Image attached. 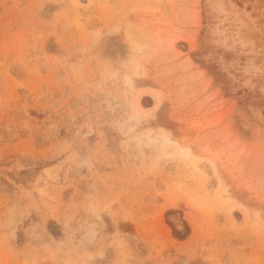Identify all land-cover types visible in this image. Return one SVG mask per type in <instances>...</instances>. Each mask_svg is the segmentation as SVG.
I'll list each match as a JSON object with an SVG mask.
<instances>
[{
    "label": "rangeland",
    "instance_id": "rangeland-1",
    "mask_svg": "<svg viewBox=\"0 0 264 264\" xmlns=\"http://www.w3.org/2000/svg\"><path fill=\"white\" fill-rule=\"evenodd\" d=\"M0 264H264V0H0Z\"/></svg>",
    "mask_w": 264,
    "mask_h": 264
}]
</instances>
